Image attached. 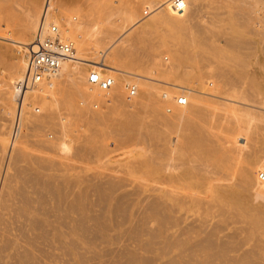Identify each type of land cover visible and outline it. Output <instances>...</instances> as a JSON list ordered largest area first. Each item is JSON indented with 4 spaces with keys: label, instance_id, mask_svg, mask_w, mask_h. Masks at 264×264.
<instances>
[{
    "label": "bare ground",
    "instance_id": "bare-ground-1",
    "mask_svg": "<svg viewBox=\"0 0 264 264\" xmlns=\"http://www.w3.org/2000/svg\"><path fill=\"white\" fill-rule=\"evenodd\" d=\"M19 1L0 0V264H264V144L255 147V131L250 134L248 126L246 137L245 127L234 126L231 119L237 114L239 119L247 115L264 120V1L219 0L226 11L224 21L235 17L244 25L251 20L259 25L254 28L257 42H246L248 38L240 42L259 43L263 51L251 45L252 53L239 55L238 72L221 64L194 72L148 68L140 73L133 68L144 61L150 67L157 64L156 49L151 53V48L172 50L166 38L178 47L179 57L202 43L195 39V31L185 32L201 0H186L182 11L160 7L146 18L112 8L108 0H83L93 2L89 6L98 1L105 6L103 22L91 29L85 15L77 21L67 18L66 2L51 0L48 16L64 37L74 41L76 54L62 63L58 74L26 89L17 86L27 69L24 53L14 58L7 55L30 44L44 0ZM142 1L145 5L149 0ZM57 12L64 15L66 25ZM13 13L16 18L21 15L16 23L11 21ZM116 16L120 22H111ZM223 16L213 15L219 22ZM157 32L161 45L152 40ZM134 34L147 40L142 56L132 54L144 43ZM217 42L209 44L219 47ZM91 69L112 75L113 84L107 89L89 87L86 75ZM169 78L174 82L162 80ZM191 79L199 85L187 86ZM128 84L148 99L144 109L139 105L143 95L128 102L133 109L119 108L125 106ZM178 92L186 95V104L175 105L172 96ZM163 94L170 109L174 108L169 115L162 111ZM77 96L84 107L76 105ZM107 100L106 110L89 111L91 101L104 104ZM137 105L147 113L142 109L139 113ZM37 108L44 112L35 113ZM61 108L66 121L57 113ZM191 113L207 115L206 121L194 124L202 119L194 121ZM69 122L85 131L74 132L77 125L66 130ZM45 124H57L55 137L43 136L40 128L28 145L25 137ZM235 131L241 134L233 141L229 136ZM106 134L114 138L110 141ZM144 137L155 144L144 142ZM140 138L149 145L143 143L141 149L146 155L130 157L125 170L112 168L111 150L132 139L133 143L138 139L134 143L138 146ZM109 141L113 146L117 142L110 153L105 144ZM76 154L98 162L87 164L83 155H77L86 163L76 167L72 163H80L73 159ZM90 163L96 167L87 172ZM138 169L142 172L137 173Z\"/></svg>",
    "mask_w": 264,
    "mask_h": 264
},
{
    "label": "rangeland",
    "instance_id": "rangeland-1",
    "mask_svg": "<svg viewBox=\"0 0 264 264\" xmlns=\"http://www.w3.org/2000/svg\"><path fill=\"white\" fill-rule=\"evenodd\" d=\"M35 1V0H34ZM64 2H66V4H65V8H63V10L64 9H66V10H64V11H66L65 13L66 14H64V12H63V14L67 17V16H70L71 18H74V19H76L75 21H77V20H79V18L82 16V15H85L86 16V18L88 19V22H89V28L91 29L92 28V25L94 24H96V23H98V22H103V19H101V17H104V15H103V13H104V11H105V9H103L105 6H103L102 5V2L100 3L99 1H98V3L96 2L95 3V5H93V6H95V7H93V6H89V5H92L93 4V2H89V3H87L86 4V2H84L83 0H63ZM107 1V0H106ZM109 2V5L113 8V6L114 7H121V9H124L126 12L128 11V13H129V11H130V13H135V14H137V15H140L139 16V18H146V16H142V9H143V7H144V1H142V0H108ZM215 1V2H214ZM264 1V0H263ZM4 2V1H3ZM20 3H25L23 0L21 1H19ZM37 2H40L41 3V0H37ZM213 2V3H212ZM216 2L218 3L217 5H218V7H217V5H216ZM106 3V2H105ZM107 3V4H108ZM200 3L201 4H199V9L200 10H198L197 11V13H194V15H192V17L194 18H191V20H190V22L191 23H188V25H190L192 28L191 29H189L190 28V26L187 28V30L189 31H185V32H187V33H189L190 34V30L191 31H195V34H200L201 32V34L199 35V36H201V37H197L198 35H195L194 33L192 34L194 37H195V39L197 38V40L198 41H201L202 43L201 44H199L198 45V47H197V45L193 48V47H191V48H193L192 49V51H191V49H189L186 53H184V54H182L185 58L183 59V57H182V55L180 54V56L181 57H179V56H176V53L175 52H177L176 50L178 49V47L171 41V39L169 38H166V40H167V44H169L170 45V47L169 48H171L172 50H169L168 52L165 50V49H160V48H151V50L153 51V52H151V51H149V52H151V53H154V50L153 49H156V52L154 53V54H156L157 56H156V65L155 66H152V67H150V66H148L147 65V61H144L141 65H139V67H137V68H133L134 69V71H135V69H136V72H140V73H142V71H144L145 72V69L147 70L148 68H152V70H161L160 72H162L163 70L164 71H167V72H176V71H184V72H192L193 70L194 71H196V70H198V68L199 69H204V70H210V69H213V68H215V66L217 65H221L222 64V66H226V68H228V70L229 71H231V69H232V73H236V72H238L237 70V68H241V66L239 65L240 63L238 62L239 61V55H241V54H244V53H252L253 52V50H251V47L254 45V43H253V45H252V43L251 44H245V45H247V46H245L244 44H242L240 41H244L245 39H247L246 40V42H249V41H253L254 42V40L257 42V40H258V34L256 35L255 33V31H254V28H255V26L256 25H258L257 23H256V21H254V20H251L248 24H246L245 23V25H244V22H240V21H238V20H234L235 19V17L233 18V17H231L230 19H227L226 21H224L225 20V18L224 17H226V16H223L224 14L226 15V11H225V8L222 6V5H220L221 3L219 2V0H201L200 1ZM215 3V4H214ZM6 4H7V1H6ZM100 4V5H99ZM256 4V2H254V5ZM214 5V6H213ZM103 7V8H102ZM197 7V8H198ZM222 7V8H221ZM236 7H238V6H236ZM236 7H234L233 8V10H235L236 11ZM255 8H256V5L254 6ZM68 8V9H67ZM99 8H101V9H99ZM213 8H215V9H213ZM220 8H221V11H220ZM223 9V10H222ZM239 8H237V10H238ZM100 10H101V13L99 14V12H100ZM197 10V9H196ZM61 11V10H60ZM68 11V12H67ZM223 11V12H222ZM225 11V12H224ZM16 12H17V10H16ZM62 12V11H61ZM196 12V11H195ZM220 12V13H219ZM221 12H222V14H221ZM219 14V15H221V16H223V18L224 19H222V21H217V17H213V15H215V14ZM224 13V14H223ZM16 14H18L19 15V13L17 12ZM57 14H58V16H62V18L64 17V15H60L58 12H57ZM62 14V13H61ZM254 14V13H253ZM12 15H13V18L11 19V17H12ZM11 15V17H10V19H11V21H12V23H16V21L17 20H20L19 18L21 17V15H20V17H18V15H17V18H16V16H15V13H13ZM150 14H148V16H149ZM197 17H196V16ZM14 16H15V18H14ZM73 16V17H72ZM147 16V17H148ZM254 16H257V14H255ZM70 17H67V18H70ZM100 18V19H99ZM105 18V17H104ZM118 16H116V17H113L112 19H111V22H116V23H119L120 21L118 20ZM214 18V19H213ZM15 19V20H14ZM102 20V21H101ZM105 20V19H104ZM216 22H214V21ZM229 20V21H228ZM14 21V22H13ZM73 21V20H72ZM194 21H195V23H194ZM234 21V22H233ZM18 22V21H17ZM74 22V21H73ZM197 22V23H196ZM214 24H212V23ZM218 22V23H217ZM226 22V23H225ZM239 22H240V25H239ZM61 23L62 24H65V20H64V18L63 19H61ZM238 23V24H237ZM252 23V24H251ZM253 23H254V25H253ZM219 24V25H218ZM226 24V25H225ZM241 24H243V25H241ZM263 24V23H262ZM262 24L260 25V26H262ZM66 25V24H65ZM64 25V26H65ZM211 25V26H210ZM218 25V26H217ZM99 27H100V25H98ZM142 26V25H141ZM193 26L196 28H194L193 29ZM197 26V27H196ZM226 26V27H225ZM229 26V27H228ZM245 26V27H244ZM259 26V25H258ZM263 26H264V24H263ZM214 27V28H213ZM226 29H225V28ZM239 27V28H238ZM201 30H200V29ZM215 28H216V30H215ZM222 28V29H221ZM201 31V32H199V30ZM204 29V30H203ZM225 29V30H224ZM231 29V30H230ZM240 29V30H239ZM207 30V31H206ZM229 31V32H227V31ZM239 30V31H238ZM245 30V31H244ZM10 31L12 32V29H10ZM13 31H15V29L13 30ZM136 31H137V29H136ZM196 31H197V33H196ZM212 31V32H211ZM133 32H135V31H133ZM156 32V31H155ZM216 32H218V33H216ZM222 32V33H221ZM203 33H205V34H203ZM214 33V34H213ZM224 33V34H223ZM234 33V34H233ZM136 34V33H135ZM134 34V36H136ZM138 34V33H137ZM155 34V33H154ZM153 33L151 34V37L154 35ZM159 33L157 32L155 35H154V39H152V40H154L153 42H155V43H157V45H161L160 43L162 42V40H161V37L158 35ZM212 34H213V36H212ZM221 34H223V35H221ZM130 35H132V34H130ZM210 35V36H209ZM216 37H215V36ZM133 36V38H136V37H139V39L140 38H142V40L140 41V43H142V42H144V43H142L143 44V46L141 45V44H138L139 42H137V41H139L138 39H134V40H137V41H135V42H137V44H138V46H139V49H137V52H134V51H136V49L135 48H133V49H135L133 52H132V50H131V52H132V54H139L140 56H142L143 55V53H145V51H143L144 50V48L142 49V47H145V42L147 41V40H145V41H143L144 40V38L141 36V35H137L136 37H134ZM141 36V37H140ZM148 36V35H147ZM147 36H146V38H147ZM202 36L204 37L205 36V38L204 39H206V40H203V38H202ZM207 36V37H206ZM232 36V37H231ZM237 36V37H236ZM209 37V38H208ZM210 37H212V39L214 40V41H212V39H210ZM226 37V38H225ZM227 37L230 39V38H233L234 37V41H235V39H237V41H229V39H227ZM200 38H202L201 40H200ZM214 38H216V40L214 39ZM220 38V39H219ZM225 38V39H224ZM69 39H71V38H69ZM147 39H149V37L147 38ZM210 39V40H209ZM224 39V40H223ZM243 39V40H242ZM161 40V41H160ZM170 40V41H169ZM196 40V41H197ZM208 40V41H207ZM197 41V42H198ZM204 41L206 42L205 44H203L204 43ZM219 42V44H218V42ZM227 41H228V43H227ZM239 41V42H238ZM133 42V41H132ZM135 42H134V44H135ZM160 42V43H159ZM209 42H217L216 44H217V46L219 45V47H211V43L209 44ZM238 42V43H237ZM255 42V43H256ZM9 43V42H8ZM235 43V44H234ZM250 43V42H249ZM198 44V43H197ZM231 44V45H230ZM252 45V46H251ZM168 46V45H167ZM204 46H205V48L208 50H206L205 48H204ZM257 46V47H256ZM135 47H137L136 46V44H135ZM141 47V48H140ZM232 49H231V48ZM245 47V48H244ZM250 47V48H249ZM255 47V48H254ZM261 44H259V43H256L255 44V46H253L252 47V49L254 48V50L256 49V48H259V51H263V50H261ZM199 48V49H198ZM214 50H212V49ZM216 49V51H215V49ZM204 49H205V51H207V52H205L204 51ZM212 51H211V50ZM249 49V50H248ZM222 50V51H221ZM224 51H226V52H224ZM213 52V53H212ZM222 52V53H221ZM22 53H24V47L22 48V50H20V51H16V49H14V50H11V51H9L8 52V58H14V57H16V56H18V55H20V54H22ZM168 53V54H167ZM135 54V55H136ZM137 54V55H138ZM173 54H174V56H173ZM230 56H229V55ZM234 54V55H233ZM238 54V55H237ZM218 57H217V56ZM195 56V57H194ZM223 56V57H222ZM224 56H225V58H224ZM237 56H238V58H237ZM171 57H173V58H171ZM187 57V58H186ZM194 57V58H193ZM220 57V58H219ZM172 59V60H171ZM214 59V60H213ZM226 59H228L227 60V62L225 63V61H226ZM236 59V60H235ZM143 60H145L144 58H143ZM197 60V61H196ZM201 60L203 61V62H201ZM212 61V62H211ZM229 61V62H228ZM235 61L237 62V64H235ZM210 62V63H209ZM220 63V64H219ZM224 64H226V65H224ZM228 64H229V66H228ZM235 66H234V65ZM138 65V64H137ZM207 65V66H206ZM231 65V66H230ZM216 66V67H217ZM131 67V66H130ZM138 70V71H137ZM234 70V71H233ZM193 71V72H194ZM89 72V71H88ZM87 72V73H88ZM86 73V74H87ZM108 74V73H107ZM207 74V73H206ZM87 76V75H86ZM172 77V76H171ZM170 77V78H171ZM170 78L169 79H162L163 81H169V82H174V80L172 81V79L170 80ZM190 78V77H189ZM192 78V77H191ZM189 80V79H188ZM187 80V81H188ZM193 79H191L190 81H188L189 82V84H187V86H191V87H196V86H198L199 84V82H196V80L194 79V81L195 82H193L192 81ZM187 82V83H188ZM190 83H193V85H190ZM196 83V84H195ZM263 84H264V81H263ZM194 85H196V86H194ZM125 91L127 92V88L125 89ZM141 95H143V97H145L144 99H143V97L141 96ZM142 97V98H141ZM160 97V96H159ZM136 98H141L140 100H141V103L139 104L140 106H142L143 107V109L145 108V106L147 105V104H145V102L148 100L147 98H146V96H144V94H143V92L142 91H140L139 90V88H138V90H137V93H136V95L135 96H133L131 99H127L126 98V94H125V96H124V100L126 101H124V105L125 106H121V105H119L120 107L119 108H122V107H126V108H128L129 109V107H130V109L129 110H131V105H129L128 104V102H131V100H133V99H136ZM165 99H166V102H165ZM77 100V101H76ZM76 100H75V102H77V104L76 105H78V107L79 108H82V107H84L85 105H83V101L81 100V97H79V96H77L76 97ZM129 100V101H128ZM160 100L162 101V111H163V113L164 114H166V115H169V114H171L172 112H173V109L174 108H171V110L170 111H167L166 110V106H168V104L169 103H167V98H163V96L162 97H160ZM81 101V102H80ZM144 102V104H142ZM108 103V104H107ZM105 105V106H104ZM110 105V103H109V100H107V102L106 103H104V104H102L101 102L99 103V106L97 107V108H95V107H89V106H86L87 108H84V109H86V110H89L90 112H92V110H100V109H103V108H105L104 110H106L107 108H109L108 106ZM128 105V106H127ZM139 105H137L138 107H139ZM176 105V104H175ZM178 106V105H177ZM38 107V106H37ZM58 107V106H57ZM88 107H89V109H88ZM137 107V108H138ZM142 107L139 109L138 108V112L140 113L143 109H142ZM173 107V106H172ZM203 107H204V111L205 110H207L206 109V106H204L203 105ZM92 108V109H91ZM99 108V109H98ZM136 108V107H135ZM134 108V109H135ZM136 108V109H137ZM164 108V109H163ZM133 109V108H132ZM142 109V110H141ZM36 110H38V111H35V113H41V112H44V109H40V111H39V109L37 108ZM58 110H60V109H57V113H58V115L60 114V117H63V116H65V117H67V115L63 112L62 113V111L64 110V108H61V113L60 112H58ZM141 110V111H140ZM145 110H143L142 112L145 114V113H147V112H144ZM166 111V112H165ZM141 112V113H142ZM203 112V111H202ZM206 112H208V111H205V113ZM204 113V112H203ZM208 114V113H207ZM148 115V114H147ZM192 113L190 114V116L189 117H191V119H193L194 121L198 118V119H202L201 121H197V122H194V124L195 123H197L196 125H199V122L200 123H202L203 121L205 122L206 121V118H207V115H204V114H199V116L198 115H193L194 117L192 118ZM200 115H201V117H200ZM202 115H204V117L202 116ZM234 115V114H233ZM233 115H231L232 117H231V119H232V121H233V124H234V126H240V125H243L244 127H245V129L246 128H248V126H249V128L251 129H249L250 130V134H252L253 133V131H255V133H254V136L256 135V138L254 139L255 140V147H256V145H257V147L260 145V146H262V144H264V130H263V128H264V120H262L261 119V121L260 120H258L259 118H256V117H253V118H250V117H252V116H247L246 115V117L247 118H250V119H247V118H243V119H239V118H237V114H236V116H235V118H234V116ZM239 116H241V118L243 117V116H245V115H240V114H238ZM65 117H63L62 118V120L65 118ZM230 117V116H229ZM196 118V119H195ZM256 118V119H255ZM61 120V121H62ZM193 120L192 121H188V122H192L193 123ZM63 121H66V120H63ZM80 121V120H79ZM82 121V120H81ZM203 122V123H204ZM66 123V122H65ZM52 127H55V128H52V127H50V126H46V124H45V128H43V126H39L38 128L40 129H44L43 130V136H44V133L46 134V137L48 138V137H51V138H54L55 137V134H56V128H59V127H57V124H54V125H52V124H50ZM74 125H77L76 123H72V122H69V124H67L66 126H65V129L66 130H68V129H72L73 130V127H74ZM74 128H76V126L74 127ZM39 129H35L34 130V134L32 133L31 134V132H30V134H28L29 135V137H28V135H27V137H25V140L27 141V142H29V144L28 145H31L32 144V141L30 142V139L31 140H34V135H35V133H36V130H37V132L39 133V131L41 132V129L39 130ZM77 129H78V131H77ZM77 129H74V132L76 131V133L78 134H80V132L82 131H85V129H82V126L80 125V124H78L77 125ZM58 130V129H57ZM248 130V131H249ZM53 131H54V133L55 134H53ZM81 132V133H82ZM174 132V131H173ZM236 132V131H235ZM235 132H234V135L232 134L231 136H229V138H231V140H233L234 141V139L236 140V138H238V136H239V134H237V133H240V132H236V134H235ZM172 133V132H171ZM175 133H177V132H174V134ZM49 134V135H48ZM174 134H171L170 135V137H173L174 136ZM241 134V133H240ZM33 135V137H31V136ZM112 136L111 134H106L105 136L107 137H109V139H110V141L112 140V138H114V137H112V138H110V136ZM244 135H246V137H249V133L247 132V129L246 130H244ZM37 136V135H36ZM53 136V137H52ZM106 137L104 138V141H105V139H106ZM27 138H28V140H27ZM30 138V139H29ZM51 138H49V139H51ZM239 138H240V136H239ZM238 138V139H239ZM69 139H75V137H70ZM107 141H108V139H106ZM138 139H136V140H134V143H136V141H137ZM140 140H142L141 138H140ZM73 141V140H72ZM71 141V142H72ZM105 142V144H106V147L108 148L107 150H108V153H110V148H112V147H115V145L117 146V142H116V144H114V146L112 145V143L111 142ZM145 141H148V144L150 145V144H152V143H154L155 144V142L153 141H151V140H147V137H146V139H145V137H144V142ZM239 141V140H238ZM34 142V141H33ZM130 142V143H129ZM127 144L128 145H121L120 147H118L116 150L114 149L113 150V152H112V150H111V153L109 154V163H111V167L113 166V167H115V169H119L120 171L121 170H125V168H127V164H126V162L128 161V159H132L133 157L132 156H134L135 157V155H136V157L139 155V154H141L142 153V155H146V153H143V140H142V142L140 141V142H138V146H134V143H133V139L131 140V141H129ZM150 142H152V143H150ZM236 142V141H235ZM133 143V145H131ZM108 144V145H107ZM145 144V147H149V145L147 144V142L146 143H144ZM33 145H35V144H33ZM32 145V147H34ZM110 145V146H109ZM153 145V144H152ZM112 146V147H111ZM143 151H142V150ZM77 155H79L80 156V154H76L75 156L73 155V157H75V158H73V159H75L76 160V158H77V161H79L80 162V160H81V156L83 155H81L80 157H78ZM77 156V157H76ZM85 155H83V157H84ZM139 156H141V155H139ZM262 156V155H261ZM264 156V155H263ZM85 157H87V156H85ZM84 157V159L86 160V162H87V164L89 163V162H91V163H95L96 164V161L98 162V160H95V162L93 161V159H91V158H89L88 157V159L87 158H85ZM130 157H132V158H130ZM79 158V159H78ZM258 159V158H257ZM85 160H82V161H84L85 162ZM110 160H112V161H110ZM74 161V160H73ZM72 161V163H74V166H76V167H81L80 166V164L81 165H84L85 163H83L82 164V161L78 164L77 163V165H75V162L76 161H74L73 162ZM93 161V162H92ZM91 163L89 164V167L87 166V172H89L90 171V169L92 168V167H96L95 165H91ZM97 165H98V163H97ZM91 166V167H90ZM110 165H108V167H109ZM112 167V168H113ZM4 168V166L2 167V169ZM73 169H75V168H73ZM78 169V168H77ZM139 170V169H138ZM74 170H72V168H71V173L73 172ZM127 171V170H126ZM131 171V170H130ZM129 171V173H130V176H133L132 178H136L135 177V174L133 173V171H131L130 172ZM128 172V171H127ZM142 172V169L141 170H139V171H137V173H141ZM146 173V172H145ZM145 173H143V174H145ZM149 173L150 172H148V175H149ZM150 174H152V173H150ZM140 175V174H139Z\"/></svg>",
    "mask_w": 264,
    "mask_h": 264
},
{
    "label": "built area",
    "instance_id": "built-area-1",
    "mask_svg": "<svg viewBox=\"0 0 264 264\" xmlns=\"http://www.w3.org/2000/svg\"><path fill=\"white\" fill-rule=\"evenodd\" d=\"M50 5L51 0H44L41 19L30 44L24 49L27 69L22 78L17 81V86L20 89L29 88L44 78L58 74L62 63L67 59L74 58L76 54L74 41L64 37L60 26L48 16L51 12ZM185 6L186 0H149L142 9V16H146L160 7L182 11ZM86 82L89 87L97 86L107 89L113 84L114 77L109 74L102 75L99 70L91 69L86 76ZM136 93L137 87L134 84H128L126 98L131 99ZM164 96L165 94H163ZM172 98L176 105L187 103L184 93H175ZM91 106L97 108L99 103L91 101ZM166 110L170 111L171 109L167 106Z\"/></svg>",
    "mask_w": 264,
    "mask_h": 264
}]
</instances>
